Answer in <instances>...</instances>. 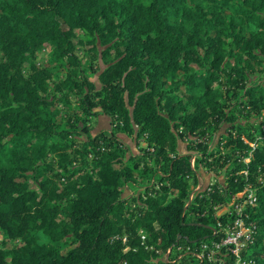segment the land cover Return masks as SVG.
Segmentation results:
<instances>
[{"label":"trees","instance_id":"1","mask_svg":"<svg viewBox=\"0 0 264 264\" xmlns=\"http://www.w3.org/2000/svg\"><path fill=\"white\" fill-rule=\"evenodd\" d=\"M78 32L114 40L115 58L101 70L100 88L72 77L80 74L71 51ZM0 39V264H186V258L155 261L156 251L180 245L196 251L218 241L236 214L215 217L213 206L247 185L256 202L242 209L251 233L239 254L244 264H264V118L247 128L233 115L245 112L248 119L264 110V81L251 80L256 74L248 69L264 62V0H0ZM46 45L73 66L55 89L78 90L81 112L97 108L114 130L143 136V157L165 156L167 173L145 161L144 169L112 168L125 151L113 130L90 135L86 125L61 128L60 111L51 109L59 99L48 93L46 75L31 65L22 74V63ZM224 89L240 100L225 97ZM223 123L229 130L208 149L202 138ZM82 132L85 140L77 138ZM179 142L188 153H178ZM91 154L92 173L70 182L61 203H50L43 185L30 186L48 157L68 172ZM193 154L196 166L219 171L212 191L195 195L184 210L189 178L200 176L190 165ZM134 170L138 182L150 171L147 183L154 179L160 187L122 199L121 177L135 181ZM170 189L176 193L168 199Z\"/></svg>","mask_w":264,"mask_h":264},{"label":"rangeland","instance_id":"2","mask_svg":"<svg viewBox=\"0 0 264 264\" xmlns=\"http://www.w3.org/2000/svg\"><path fill=\"white\" fill-rule=\"evenodd\" d=\"M225 13H229V9L224 10ZM63 30H67V27L62 24L61 25ZM1 40V39H0ZM73 41V48L72 52L74 55L79 59V67L77 68L78 71H80V74L78 76H72L74 80L82 81L83 79H87L93 85L95 88H100V80H99V74L101 70H103L108 63L112 62L115 58V52L113 48V39L110 36H101L97 33L94 34H87L84 32H78L72 39ZM1 42V41H0ZM31 65V68L39 73L45 74L47 78V84L49 86L48 93H51L53 97L56 99H59L57 104H54L51 106V109L55 110L58 109L60 111V115L58 122L61 123L62 129H67L68 131H80L82 129L83 125H86L89 127V133L90 135H94L98 132H111L114 131L115 137L121 142L122 147L125 148L123 160L120 163L114 162L111 164L112 168L115 170H120L126 165L132 166L133 163H137L139 166V169H144L146 167L152 168V170H158L161 172V175L167 173L166 172V166L167 160L165 159V156L159 157L156 159V157H148V155H144L143 157V148L146 146V143L144 142L143 136L136 137L135 133H127L126 131H121L117 129H113V125H111V117L107 114L103 113L97 108L92 109L91 114H84L80 111L79 102L77 99V96L80 95L78 90H70L69 88H64L63 91L59 92L56 90L57 86L60 85L62 82H64V79L66 76H71L70 69H73V66L69 65V63L64 59H57L55 57V53L53 52V49L51 45L42 46L40 49H38L33 56H30L27 58L26 61L22 63V74L27 76L28 75V69ZM251 71H255L256 75H252L251 80H261L264 81V62L262 65L260 64H253L252 68H248ZM30 74V73H29ZM84 90H86V87H84ZM233 90V89H232ZM231 91L226 92V89L223 90L224 96L228 95L230 100H233L234 103L239 101L238 98H231ZM84 91L82 92L83 95ZM61 95H66V100H61ZM60 97V98H58ZM227 97V96H225ZM242 99V98H241ZM228 111L233 110L232 107H227ZM65 111H68L71 113L72 119L68 120V114H64ZM233 115L235 116V123H241L242 125H247V128H249L251 125L263 121L264 118V110L260 115H254L250 118H245V112L239 113L236 110H233ZM230 127L229 123H223L220 128L217 129L215 134L211 129H208L207 131L211 134H209V137L202 138L205 139V141L208 142V149H212L214 145H216L218 137L221 133H224L225 131H228ZM78 135V139L85 140V134L84 132L76 134ZM253 144V143H251ZM255 146V144H253ZM179 154L188 153V150L186 149V146L184 142H179ZM105 150V149H104ZM196 153V152H194ZM105 155V153H102ZM199 155L198 153H196ZM51 157V156H50ZM193 158V161H192ZM88 162L80 164H74L71 167V170L77 169V166L81 167V170H77V172L73 173L71 170L68 172H63L61 168L57 165L56 162H51L49 157L47 161L49 162V166L47 169L43 171V175H38L35 179V181L30 180V186L32 188L37 187V183L39 185H43L47 191L51 192V202L50 203H61V199L59 198V195L64 191V189L67 187L68 184L72 181H76L81 178V176L84 174H91V168H92V159L93 156L88 155ZM142 159V160H141ZM158 160V162L156 161ZM198 160V156L193 154L190 159V165L194 163V167H196L197 170H199L200 176L196 179V181H201L203 183V187H205V184L212 179L217 178L215 175V172L218 173L219 170L214 171L213 169H208L207 166L203 167L202 163L197 164L196 161ZM147 163V166L145 167V163ZM196 162V163H195ZM144 167V168H143ZM165 171V172H164ZM207 171L208 173H206ZM135 174V181H125L124 177H121V187H122V193L121 198L124 199H130L132 201V198L138 197L139 193H143L146 186H155L156 188L160 187V183L157 182V180L152 179L150 182L147 183L148 175H151L150 171H147V177L145 179H142L144 182H138L141 180L140 174L138 173V170H134ZM20 181H23V177L17 178ZM194 178H189V189L190 192H192V186H194L196 181H194ZM176 192L169 190L168 194H166L168 199H171L173 195ZM191 194V193H189ZM135 203L133 205L141 206V202L138 200L134 201ZM186 208L187 206L184 205ZM221 210L216 211V215L221 214ZM222 215H230V214H222ZM220 215V216H222ZM63 216V215H61ZM217 216V217H220ZM64 217V216H63ZM229 222L226 224L228 225ZM226 225V226H227ZM231 230H229L230 232ZM40 236V235H39ZM2 233L0 230V239H2ZM39 241H41V238H38ZM143 239V238H142ZM123 241H125V238H123ZM16 244H23L25 243V240L23 238H17L14 241ZM242 244V242L240 241ZM13 242L11 240H7L4 244L6 248L10 249ZM204 244V243H203ZM208 244V243H207ZM70 245L68 248H71ZM243 246H240V251ZM67 248V249H68ZM126 249V248H125ZM169 249V248H168ZM66 250V249H65ZM63 250V251H65ZM169 253H167V250L159 251L157 250L156 253H158V256L155 258V261H162V260H172L173 262H177L179 260H182V258H186L187 261L186 264H243L245 261L243 260V257L241 254H239L235 258V263H228L230 254L228 253V249H223L219 253H215V248L209 243V245L204 248V246H200L198 250H193L189 246L180 245L176 248H172V250L169 249ZM239 251V252H240ZM190 252L194 253V257H186L187 254ZM174 255V256H172ZM249 264V263H248Z\"/></svg>","mask_w":264,"mask_h":264},{"label":"built area","instance_id":"3","mask_svg":"<svg viewBox=\"0 0 264 264\" xmlns=\"http://www.w3.org/2000/svg\"><path fill=\"white\" fill-rule=\"evenodd\" d=\"M251 145L254 147L253 144ZM245 160L247 161V159ZM192 161H193V158H192ZM191 167L192 169L194 168V163L191 164ZM244 173L246 174L247 172L244 171ZM198 178H199V175H198ZM214 183H215V179H212L211 181L205 184V187H203V183L201 181L199 180L196 181V183H194L195 185L191 187L193 190L192 192H190L191 194H189L188 197L185 199L184 205L188 206L193 200L195 195H198L199 193L204 192V191H206V193L212 191V186L214 185ZM255 202H256L255 193L253 189L251 188V186L247 185L241 191H238L232 194L227 203H223V204L218 203L213 206V209H214L213 215L215 217L220 216L222 214H232L233 212H235L236 214V217L234 221L232 222V224H228L227 226L223 228L224 236L221 237L218 241H212L210 243L215 248V253H219L223 249H228L229 251L227 254H232L235 256V258L239 255L240 246L244 245L242 238L243 237L249 238L250 233H251V229L245 226L244 221L242 219V216H241L242 209L244 205L246 204L254 205ZM186 208L184 207V210H186ZM217 210H221L222 213L219 215H216ZM219 223L220 222H217L218 225ZM229 230L231 231L229 232ZM240 241L242 242V244L240 243ZM201 245L204 246V248H206L209 244L204 243ZM169 252L170 251L168 249L167 253ZM171 262L173 261L171 260Z\"/></svg>","mask_w":264,"mask_h":264}]
</instances>
